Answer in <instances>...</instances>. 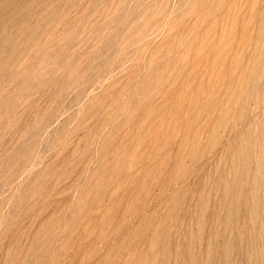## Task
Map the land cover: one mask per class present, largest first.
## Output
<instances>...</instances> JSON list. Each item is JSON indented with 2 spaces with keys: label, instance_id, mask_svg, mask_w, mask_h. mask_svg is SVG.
Here are the masks:
<instances>
[{
  "label": "rangeland",
  "instance_id": "obj_1",
  "mask_svg": "<svg viewBox=\"0 0 264 264\" xmlns=\"http://www.w3.org/2000/svg\"><path fill=\"white\" fill-rule=\"evenodd\" d=\"M0 264H264V0H0Z\"/></svg>",
  "mask_w": 264,
  "mask_h": 264
}]
</instances>
